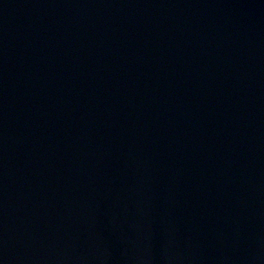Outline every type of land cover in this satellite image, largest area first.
<instances>
[{
  "label": "water",
  "instance_id": "95a60500",
  "mask_svg": "<svg viewBox=\"0 0 264 264\" xmlns=\"http://www.w3.org/2000/svg\"><path fill=\"white\" fill-rule=\"evenodd\" d=\"M0 264H264V0H0Z\"/></svg>",
  "mask_w": 264,
  "mask_h": 264
}]
</instances>
